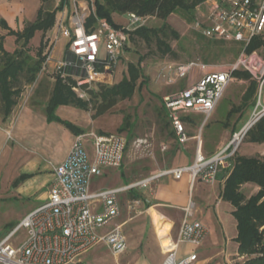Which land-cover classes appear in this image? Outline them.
Wrapping results in <instances>:
<instances>
[{
  "label": "built area",
  "instance_id": "1",
  "mask_svg": "<svg viewBox=\"0 0 264 264\" xmlns=\"http://www.w3.org/2000/svg\"><path fill=\"white\" fill-rule=\"evenodd\" d=\"M202 7L205 9L204 23L195 19L194 30L211 40L237 43L241 49L237 58L223 69L205 73L193 85L163 97L167 119L179 145L189 139L182 118L200 114L206 121L232 82L233 73L238 70L250 73L258 83V101L249 124L252 126L264 117L261 104L264 58L255 51H246L251 41L263 34L264 0H207L198 5V8ZM93 12L92 0L65 1L57 13L54 34L47 38L49 43L40 70L44 72L51 67L56 78L73 84L72 90L81 100L88 99L86 91L93 86L114 83L124 45L129 42L130 34L145 26L148 19L128 14L126 23L118 27L105 19H97L88 29L86 21ZM59 37H63L66 43L61 57L55 59L52 54ZM191 66L179 67L180 77H184ZM245 134L244 130L235 133L227 146L209 158L197 150L189 166L161 171L119 188L95 192L90 190L91 179L99 176L103 168H120L126 139L119 134L94 132L76 136L65 160L52 168L48 200L22 218L0 241V264H74L99 244L105 245L114 255L122 253L126 243L119 227L104 234L97 233L119 215V193L146 187L162 176L179 179L184 173H188L192 181L197 179L213 184L219 169L231 159ZM87 138L92 140V158L85 146ZM132 148L138 154L150 155L152 152L148 137L135 138ZM192 209L191 203L184 209L177 239L163 264H191L196 259V255L177 259L178 246H198L207 234L201 222L188 219ZM21 229L26 232L25 239L13 247L10 241Z\"/></svg>",
  "mask_w": 264,
  "mask_h": 264
},
{
  "label": "crops",
  "instance_id": "2",
  "mask_svg": "<svg viewBox=\"0 0 264 264\" xmlns=\"http://www.w3.org/2000/svg\"><path fill=\"white\" fill-rule=\"evenodd\" d=\"M41 5L42 0H0V22L3 21L7 26L5 29L0 25V37L3 38V48L7 53H13L17 48L16 38L9 35L8 31H23L27 24L35 21ZM113 19L115 20V15ZM39 35H41L39 46L41 42L47 45V33L43 35L42 32L36 31L27 45L28 50L36 43ZM29 54L34 56L36 53L32 55L29 50ZM42 56H46V48L43 49ZM52 56L55 59L58 58L54 54ZM42 74L48 76V84L52 90L57 78L53 75L51 67L44 72L39 71L35 81L43 77ZM195 82L196 80L191 82L188 87ZM42 83L45 82L41 78L38 85ZM68 84L72 89L73 84L71 82ZM257 91L258 83L248 107L242 109L241 102L236 109H229L226 119L231 118L234 112H238V117L231 128L232 134L239 130L243 131L248 126L255 109L253 102L256 100ZM49 96L44 102L36 101L34 105L25 103L21 105L17 102V98L16 105L7 119L3 120L0 114V176L8 175L9 179L5 183L11 182V186L19 181L21 176H25L16 186H13V189L16 195L34 198L35 205L28 213L48 200V191L53 180L52 168L65 160L76 136L90 132L96 133L92 129L88 130L90 124L95 125L93 120L96 119L87 116L88 111L73 106H59L55 115L60 120L69 122L75 128L82 130L80 134H76L61 122L48 121L44 108ZM245 112H249L250 117L239 126ZM160 117L159 130L156 124L151 125L154 133L152 138L149 137L152 140L151 142L149 139L152 152L149 156L146 154L148 157L132 150V156L129 158L127 155L126 163H123L126 157V145L120 166L123 168L121 177L128 180L126 185L154 176L161 171L189 166L193 163L197 150L209 158L224 148L227 143L225 138L219 136L217 138L204 133L200 135V129L204 124H201L200 120L203 116L189 114L182 118L189 139L184 145H179L167 118L162 115ZM207 126L208 124L205 125ZM119 127L114 133L100 131L97 134H119L128 142V135H132L131 127L128 130L127 126L123 132L118 133ZM196 129L198 133H195ZM22 142L27 144L28 151L19 146ZM247 142L249 145L257 144ZM85 146L89 157L92 158L93 147L90 138L85 140ZM161 147L165 149L161 150ZM248 149L243 147L241 149L243 152L241 151L239 155L253 157L246 154ZM35 153L42 154L43 160L48 161L44 167L41 166V160L35 158ZM231 168V160H229L219 169L213 184H206L197 179L192 181L190 175L184 173L179 179L171 175L162 176L148 183L146 187L119 193L117 195L119 215L100 228L97 233L104 234L114 227H119L126 249L114 255L105 245L99 244L74 264H163L168 251L175 244L184 218V209L189 203L193 205V209L188 219L201 222L206 227L207 234L198 246L188 244L178 246L177 259L196 255V259L191 264H243L255 254L239 253L236 242V219L233 216L234 207L222 197L223 186ZM247 185L254 184L247 183L243 186ZM122 186L104 187L101 190ZM261 230H264V226Z\"/></svg>",
  "mask_w": 264,
  "mask_h": 264
},
{
  "label": "rangeland",
  "instance_id": "3",
  "mask_svg": "<svg viewBox=\"0 0 264 264\" xmlns=\"http://www.w3.org/2000/svg\"><path fill=\"white\" fill-rule=\"evenodd\" d=\"M59 2L60 0H51L44 6L53 9L59 4ZM204 14L205 9L203 7L198 8L197 6L195 10V19H198L202 22V24L204 23ZM113 21L117 25H124L127 21V16L115 15V20L113 19ZM166 22L169 27L179 35L177 40L172 38L170 35L163 38L164 42L170 47L171 53L162 54L154 39L146 41L143 38L131 35L128 45H126V48H124L120 54V59L114 76V83L111 86L119 83L124 77L128 76L129 65H137L140 63L139 66L142 71V77L136 82L134 94L131 98L120 101L110 111L103 114L101 117H98L96 120H93L95 123L94 126L89 123L90 125L88 130L92 129V131H95L96 133L100 131H105V133H114L117 132L116 128L122 124L124 117L126 116L128 118L127 122L128 126L131 127L132 135L130 138L128 135L127 150L125 154L126 157L124 158L123 163H126V159L132 156V142L135 138L146 136H148V138H152L154 131L152 130L153 128L151 125H153V123L156 124V127L159 130L158 125L161 122L160 112L162 110L161 100L164 96L188 87L191 82L199 79L205 73L223 69L224 66L231 64L238 56H233V53L229 51L232 45L228 43L222 47L211 46V48H207L205 42L198 40L194 35V22L192 24H188L178 15H171ZM161 24V21L151 18L147 19L146 27H159ZM51 33L54 34V26L50 32H48L47 37L52 36ZM40 37L41 35H39L36 43L31 45V48L29 49L32 55H34L37 51ZM256 38L261 41L260 45L247 53L255 51L259 54V56L264 58V31L263 34ZM47 42L49 43V39ZM65 43L66 40L63 37H59L57 39L53 54L58 58L61 57V52ZM219 49L224 50V53L219 56L217 55V57L216 54L219 52ZM208 50L214 51L213 54H209ZM213 57H216V59H213ZM205 58H208L210 62L205 63ZM191 64L192 66L188 70L187 74L184 77H180V72L178 70L179 67H187ZM250 76L252 80L253 77L252 75ZM41 78L45 83L38 85ZM41 78L37 79L38 82L35 81L33 84L21 86L22 91L17 100L19 104L22 105L25 103L26 105H34L36 101L44 102L47 99L51 92V86L48 84L49 81L47 80L48 76L46 74H44ZM248 85L249 81L239 80L233 76L232 82L223 93L211 116L206 121H204V118L201 117L202 120L200 121L202 122L200 123L202 124L204 122V124L200 129V135L204 133V135L208 134L210 136L225 138L227 143L224 147L227 146L234 135L231 133V128L235 122L234 120L238 117V112H234L229 119H226L227 113L230 108L236 109L241 104L243 93ZM257 101L258 99L256 98L254 108L257 105ZM261 104L264 105V91L262 93ZM92 114V110H89L86 113V115L90 118ZM248 117H250L249 112H245L243 118L239 122V126ZM67 119L69 120V118ZM251 121L252 115L249 119V123ZM206 124H208L207 127H205ZM197 129L195 130V133H198ZM19 146L22 149L26 148V151L29 149L27 144L24 142H22ZM243 147L249 148L246 150V154L249 156L260 157L264 160V144L249 145L247 138L244 135V138L238 144L235 152L239 154ZM35 154V158L39 161L41 160V166L44 167L48 161L43 160L44 156H42V154ZM143 155L147 156L146 154ZM122 172V167L117 169L103 168L99 176L91 179L90 190L95 192L104 187L107 188L126 185L128 180L121 177ZM8 179V175L3 174L0 176V241L4 239L14 227L17 226L21 219L35 205L34 198L16 195L13 189L14 187L11 186V182L5 183ZM241 190L244 196L248 198L255 194L258 188L255 185H247L243 186ZM25 235V230L21 229L13 236L10 241V245L13 247L19 246L25 239Z\"/></svg>",
  "mask_w": 264,
  "mask_h": 264
},
{
  "label": "trees",
  "instance_id": "4",
  "mask_svg": "<svg viewBox=\"0 0 264 264\" xmlns=\"http://www.w3.org/2000/svg\"><path fill=\"white\" fill-rule=\"evenodd\" d=\"M51 0H42V5L38 10L34 22L27 24L23 31L14 32L9 30L8 34L16 38L17 48L13 53H7L3 48V38L0 37V114L2 119H7L14 106L16 99L22 91V85L33 84L42 67L45 59L42 56L45 42H41L34 56L29 54L27 45L36 31L42 34H48L53 28L57 12L63 7L66 0H60L59 4L53 8H47L44 5ZM205 0H93L94 12L87 18L86 27L89 29L95 25L97 19H105L112 26L118 27L113 21V15L135 14L139 17L148 19L154 18L162 22L159 27L147 28L146 25L138 28L130 34L145 39L146 41H155L162 54L171 53L170 47L164 42L163 38L171 36L178 39L179 35L172 30L167 19L171 15H178L186 23L192 24L195 21V10L198 5ZM5 29L7 26L0 22ZM198 40L204 41L207 48L211 46L222 47L226 43L231 44L229 49L233 56H237L240 51V45L237 43L211 40L204 37L200 32L194 31ZM129 37V40H130ZM128 40V41H129ZM261 41L254 38L246 51L250 52L259 46ZM126 48V45H124ZM209 54L214 51L208 50ZM224 53L219 49L216 56ZM217 56V57H218ZM216 57H213V59ZM209 63L208 58L204 59ZM140 63L129 65V74L122 81L113 86L95 85L86 91L88 100L78 99L68 82H63L57 78L54 82L50 96L45 103L44 114L48 121H58L67 128L80 134L82 130L75 128L72 124L60 120L55 115L59 106H73L81 110H92V119H97L103 114L114 108L120 101L129 99L133 96L136 82L142 77ZM233 76L239 80L249 81V85L242 96V107L249 106L257 89V83L251 80V76L246 71H235ZM185 89V88H183ZM255 102H253L254 105ZM161 114L167 118V113L161 100ZM128 118L125 116L122 125L118 128V133L128 126ZM168 120V119H167ZM129 130V126H128ZM131 135H129L130 138ZM247 141L251 143H264V117L257 121L245 134ZM231 171L224 183L222 197L233 207V216L236 219L238 250L240 254H255L243 264H264V160L260 157L240 156L236 152L231 157ZM25 176H21L19 181ZM16 181L13 186H16ZM254 184L258 191L246 198L241 191L244 184Z\"/></svg>",
  "mask_w": 264,
  "mask_h": 264
},
{
  "label": "water",
  "instance_id": "5",
  "mask_svg": "<svg viewBox=\"0 0 264 264\" xmlns=\"http://www.w3.org/2000/svg\"><path fill=\"white\" fill-rule=\"evenodd\" d=\"M250 127H251V125L248 124V126H247L246 128H244L245 133L248 131V129H249Z\"/></svg>",
  "mask_w": 264,
  "mask_h": 264
}]
</instances>
